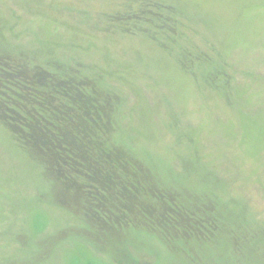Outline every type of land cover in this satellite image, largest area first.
Here are the masks:
<instances>
[{
  "label": "rangeland",
  "instance_id": "374dc122",
  "mask_svg": "<svg viewBox=\"0 0 264 264\" xmlns=\"http://www.w3.org/2000/svg\"><path fill=\"white\" fill-rule=\"evenodd\" d=\"M0 54L89 83L108 145L195 212L107 222L0 122V264H264V0H0Z\"/></svg>",
  "mask_w": 264,
  "mask_h": 264
},
{
  "label": "trees",
  "instance_id": "16d2710c",
  "mask_svg": "<svg viewBox=\"0 0 264 264\" xmlns=\"http://www.w3.org/2000/svg\"><path fill=\"white\" fill-rule=\"evenodd\" d=\"M46 74L47 69L32 67L30 61L0 54V122L16 143L43 163L56 180L75 191L87 189L99 206L94 208L89 198L93 210L103 213L107 222L124 226L132 216L138 221L127 225H158L166 237L170 236L167 230L174 229V238L178 232L188 235L195 212L184 211L168 192L149 186L143 165L108 145L109 109L99 94L87 92L89 83L79 77L63 81ZM147 195L160 203L158 207L171 202L176 208L161 210L154 219L150 208L155 205L145 204Z\"/></svg>",
  "mask_w": 264,
  "mask_h": 264
}]
</instances>
